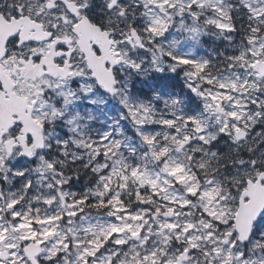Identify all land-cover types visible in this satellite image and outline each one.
Returning <instances> with one entry per match:
<instances>
[{"label":"snow or ice","instance_id":"obj_1","mask_svg":"<svg viewBox=\"0 0 264 264\" xmlns=\"http://www.w3.org/2000/svg\"><path fill=\"white\" fill-rule=\"evenodd\" d=\"M0 264H264V0H0Z\"/></svg>","mask_w":264,"mask_h":264}]
</instances>
